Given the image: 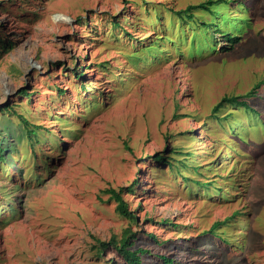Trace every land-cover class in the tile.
Wrapping results in <instances>:
<instances>
[{"label":"rangeland","instance_id":"rangeland-1","mask_svg":"<svg viewBox=\"0 0 264 264\" xmlns=\"http://www.w3.org/2000/svg\"><path fill=\"white\" fill-rule=\"evenodd\" d=\"M205 1L0 0V264H126V228L141 264H264V0L175 14Z\"/></svg>","mask_w":264,"mask_h":264},{"label":"trees","instance_id":"trees-1","mask_svg":"<svg viewBox=\"0 0 264 264\" xmlns=\"http://www.w3.org/2000/svg\"><path fill=\"white\" fill-rule=\"evenodd\" d=\"M211 3H213V1L211 0H207L199 5H188L186 6L184 9L182 10H178L175 12V14L177 16H182L185 15L189 18L192 17V13L191 10L197 7L200 8H207L208 5H210ZM214 21V20H212ZM243 23L246 24L247 26L249 25L247 22H245V20H243ZM239 31H241V29H239ZM229 35V33H227ZM233 35V34H232ZM232 41H237L239 36H231ZM76 75L78 78L83 77V73L80 72L78 73L77 71H75ZM56 90L58 92V95H63L65 94V90L62 89L59 86H56ZM253 91H248L245 95H249L251 94ZM23 93L26 94V90H23ZM31 93L28 95L30 96ZM242 95H234V96H223L221 97V99L212 107V111L216 112L218 110V108L222 105V102H228V103H238L240 105H244L245 107H248L246 101L241 100ZM23 122L26 123V125L28 126V123L26 120H23ZM35 125V127H33ZM39 125L37 124H32L31 128L26 129V136L28 138L36 136L37 135V129H39ZM4 153V149L0 146V158H3V154ZM156 161H161L164 160V157L158 153H155L154 155ZM136 181L133 180L132 183L130 184L131 188L133 185H136ZM131 190V189H129ZM108 192L110 194V197L116 202V206H115V210L124 218L127 219H132L134 217L132 211H130L127 207V203L124 201V199L121 196L120 191L115 190V189H108ZM221 222L217 221L214 222L211 225L210 230L213 231V229L215 227H217ZM214 234V233H213ZM149 237H153V235H149ZM134 240H135V234L131 232V230L129 228H126L122 231L119 239H116L114 236H112L110 238V240L108 242L105 241H98V244L102 249H104L109 243H112V245L114 246V248L118 251V253L120 254V256L122 257V259L125 261L126 264H141V258L140 256L144 253L147 252V250L143 249V248H133L134 245ZM159 258L162 260L163 263L165 264H169L170 262H172V260L164 255H159Z\"/></svg>","mask_w":264,"mask_h":264}]
</instances>
